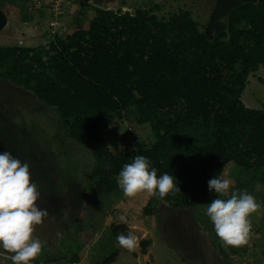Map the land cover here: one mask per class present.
Listing matches in <instances>:
<instances>
[{"label":"trees","instance_id":"trees-1","mask_svg":"<svg viewBox=\"0 0 264 264\" xmlns=\"http://www.w3.org/2000/svg\"><path fill=\"white\" fill-rule=\"evenodd\" d=\"M79 3L91 4L94 15L70 38L0 47V81L51 108L66 137L90 157L89 172L65 182L73 192L42 205L61 223L65 240L76 242L88 196L123 193L116 177L137 155L150 160L158 177H176L181 191L150 197L173 210L215 199L208 181L231 162L238 171L230 194L264 182V107L241 100L248 76L264 70V0H214L202 28L187 10L160 17L158 5L131 12L117 0ZM6 22L0 9V31ZM130 112L150 139L118 150L103 136L104 117L121 121ZM36 236L45 242L44 263L79 260ZM214 236V248L225 256L229 246Z\"/></svg>","mask_w":264,"mask_h":264},{"label":"rangeland","instance_id":"rangeland-1","mask_svg":"<svg viewBox=\"0 0 264 264\" xmlns=\"http://www.w3.org/2000/svg\"><path fill=\"white\" fill-rule=\"evenodd\" d=\"M153 2L155 1L128 0L125 3L121 0L118 6L126 7L132 12L137 8L151 6ZM213 2L214 0H193L186 4L201 28L208 20ZM172 5L162 4L157 14L160 17H168L177 12L178 6ZM241 100L248 108L264 107L262 68L248 76ZM102 132L108 142L118 145V150L147 144L150 139L148 133L141 130L132 112L125 115L121 121L105 116ZM5 151L29 163L31 180L41 193V199L38 201L40 207L49 204V200L70 195L73 191L67 188L68 183L66 185L65 182L88 173L91 163L87 151L66 137L51 108L38 103L28 92L0 81V152ZM236 170L238 168L234 163H228L224 167L223 175L226 174L225 178L232 181ZM213 199L205 196L197 201L192 209L173 210L162 203H151L150 196L146 193H138L131 198L118 192L88 196L82 212L83 217L77 223L79 234L76 235L74 245L72 241L65 240L61 223L57 222L54 214L50 215L51 211H48L49 216L43 223L36 226L35 235L44 236L47 242L54 243L52 249H57V252L64 255H68V250L77 251L78 245L81 244L90 246V258L104 263L106 261L110 264H125L122 261H125L126 255L119 256L122 247L117 243L116 236L120 233L127 234L131 230L139 240L137 250L130 252L134 258L136 252H142L147 258L146 254L150 250L155 264H212L217 253L212 243L216 233L205 214V204ZM147 207L153 208L151 214H146ZM121 215L127 217V224L120 222ZM104 218L111 225H104ZM93 225L94 230L91 228ZM225 251V256L219 255V264H228L227 258L232 257L231 248ZM115 253H118L116 256L120 260L116 259ZM7 255L9 254L0 248V262L11 263L5 258ZM43 256L42 252L35 261H44ZM127 259L129 261L131 257Z\"/></svg>","mask_w":264,"mask_h":264},{"label":"clouds","instance_id":"clouds-1","mask_svg":"<svg viewBox=\"0 0 264 264\" xmlns=\"http://www.w3.org/2000/svg\"><path fill=\"white\" fill-rule=\"evenodd\" d=\"M103 166L110 167L107 163ZM225 175H216L208 181L209 191H214L216 198L205 204V214L224 246H245L252 234L250 217L264 208V202H258L246 189L230 194L232 181ZM175 180V176L167 173L158 177L157 169L143 155L124 164L116 177L118 187L130 198L146 193L164 199L170 193L181 191ZM40 199L38 186L31 180L29 163L9 151L0 152V248L9 254L5 258L11 264H31L42 254L45 242L35 232L49 212L38 205ZM119 220L128 223L125 215ZM116 241L128 252H135L139 247L138 237L131 230L118 234Z\"/></svg>","mask_w":264,"mask_h":264},{"label":"crops","instance_id":"crops-1","mask_svg":"<svg viewBox=\"0 0 264 264\" xmlns=\"http://www.w3.org/2000/svg\"><path fill=\"white\" fill-rule=\"evenodd\" d=\"M125 3L128 0H123ZM132 1V0H131ZM153 4L161 5L171 4V6L177 5L180 10L190 11L187 7L188 1L193 0H154ZM195 1V0H194ZM48 0H0V9L5 13L7 22L4 28L0 31V46L11 47L19 46L24 48H34L42 47L48 44L52 38L48 34L49 25L48 22L51 19L48 11ZM121 0H117L116 6L121 8L123 11H128L126 7H119L118 4ZM40 4L41 6H38ZM126 6V4L124 5ZM148 6L146 8H149ZM136 8V7H135ZM178 9V10H179ZM94 15L91 4L88 6H81L79 0H65L64 2V15L59 21V26L57 28L55 37L68 39L73 33L79 29H84L88 27L90 20ZM19 41L22 45H19ZM230 168V167H229ZM238 170H236L237 173ZM235 178V175L232 179ZM233 181V180H232ZM247 191L253 194L258 202H264V182L259 184H254ZM148 218V217H147ZM104 225L108 224L107 219L104 218ZM149 219V218H148ZM252 226L255 232L251 234L249 243L241 247H226L232 249V257L227 258L228 264H261L262 257L264 256V208L258 210L251 217ZM150 223L151 220L149 219ZM92 230L95 226H91ZM147 235V233H146ZM144 248H142L143 251ZM216 250V249H215ZM119 256L126 255L125 264H155V261L151 258L150 250L147 258L142 255V252L138 254L136 252V257L130 254V252L125 249H120ZM90 246H83L77 248V251L73 253L79 257V260L74 263H69L68 261H59L57 263L50 264H110L99 261L89 256ZM217 252V251H216ZM124 253V254H123ZM118 254V253H117ZM115 253V256L117 255ZM227 254V252H226ZM131 257L128 261L127 258ZM133 257V258H132ZM117 260L118 257L116 256ZM124 259V258H123ZM133 259V260H132ZM42 262L43 261H38ZM121 262V261H119ZM212 264H219V254L216 253V258L213 259ZM0 264H11L5 261H1ZM46 264V263H44ZM117 264V263H115Z\"/></svg>","mask_w":264,"mask_h":264},{"label":"built area","instance_id":"built-area-1","mask_svg":"<svg viewBox=\"0 0 264 264\" xmlns=\"http://www.w3.org/2000/svg\"><path fill=\"white\" fill-rule=\"evenodd\" d=\"M64 2L65 0H48V11L50 14L51 19L48 22L49 29H48V34L50 38H54L57 28L59 26V21L64 15ZM38 6H41L38 4ZM19 45H22V42L19 41ZM255 229L252 226V233L255 232ZM31 264H44L42 262L38 261H32ZM261 264H264V256L262 257Z\"/></svg>","mask_w":264,"mask_h":264}]
</instances>
